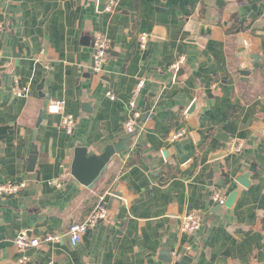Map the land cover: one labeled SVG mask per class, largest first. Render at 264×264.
<instances>
[{
    "label": "crops",
    "instance_id": "1",
    "mask_svg": "<svg viewBox=\"0 0 264 264\" xmlns=\"http://www.w3.org/2000/svg\"><path fill=\"white\" fill-rule=\"evenodd\" d=\"M98 2L0 0V184H25L0 196V264L22 256L28 264H174L184 255L191 264H264V0H118L112 13ZM98 32L110 47L97 73ZM176 62L185 67L178 79ZM53 101L58 114L47 111ZM132 111L140 115L127 133ZM65 114L75 119L70 133ZM134 133L93 188L70 179L76 146L99 154ZM232 140L240 151L228 150ZM252 165L242 187L234 178ZM66 173L61 186L50 184ZM116 183L125 198L110 193ZM234 190L230 208L214 209V192L226 199ZM100 199L105 218L76 246L66 236L25 251L14 244L20 231L65 234ZM195 211L202 226L186 233L181 217Z\"/></svg>",
    "mask_w": 264,
    "mask_h": 264
},
{
    "label": "built area",
    "instance_id": "2",
    "mask_svg": "<svg viewBox=\"0 0 264 264\" xmlns=\"http://www.w3.org/2000/svg\"><path fill=\"white\" fill-rule=\"evenodd\" d=\"M104 2L105 5L103 10L107 13H112L117 7L118 0H104ZM139 43H140L139 44L140 48H145L147 43V35L142 34L140 36ZM109 47H110L109 40L103 33L98 32L94 35L92 57H93V70L95 72L98 73L102 70L103 65L106 61V57L108 55ZM0 57H1V52H0ZM182 60L183 59H181V61L179 62H182ZM178 66L179 63L176 62L172 66V68L176 70ZM142 85H143V81H139L133 95L131 96L129 102L131 109H135L136 97ZM13 90L17 95H21L26 90V87H21L17 83H15ZM107 96L110 99H115V95L110 91H108ZM47 111L50 114L60 113L61 112L60 101H53L52 103H50L47 107ZM139 115L140 114L137 111L131 112L130 117L124 123V129L127 133L134 132L135 119L138 118ZM74 124H75V119L72 115L65 114L62 116L61 125L66 133H70L72 131ZM185 132L186 131L182 129L181 131L175 133L171 137L172 141L185 135ZM242 146L243 144L241 141L232 140L228 144V150L230 152H237L241 150ZM65 179H67V173L58 179H52L50 181V184L55 186H61L62 182H64ZM24 186L25 184L23 181L19 183L0 184V196L3 194L18 192ZM213 201L216 204L223 205L225 201V196L222 195L221 193L214 192ZM106 213L107 210L104 206L103 200L100 199L97 205L95 206V208L92 209V211L88 214V216L83 221L71 223L68 226L65 234H45L42 238L39 239L36 237H30L25 231H20L19 233H17V235L14 238V244L16 245L18 250L25 251L28 248L37 247L44 243H60L63 237L66 236L69 244L74 247L78 243H80L83 235L87 233V231L93 228L100 220L105 218ZM202 223H203L202 216L200 215V213L196 211L190 212L184 215L183 217H181V228L186 233H193L199 230L202 226ZM17 264H28V257L26 256L20 257Z\"/></svg>",
    "mask_w": 264,
    "mask_h": 264
},
{
    "label": "water",
    "instance_id": "3",
    "mask_svg": "<svg viewBox=\"0 0 264 264\" xmlns=\"http://www.w3.org/2000/svg\"><path fill=\"white\" fill-rule=\"evenodd\" d=\"M105 2L104 0H99L98 6L100 10L104 9ZM15 41V38H14ZM13 56L15 58H19V54L15 53L14 47H13ZM184 65H180L175 74V79H178L180 75L184 71ZM238 73L240 75L247 76L249 75V71L247 70H239ZM42 85H40L39 88H41ZM199 106V102L194 100L193 103L190 105L189 109L186 111L188 115L194 114V111L196 108ZM136 136V133L130 134L124 138L119 139L116 142L110 143L106 145L103 149V151L99 154L95 153H88V150L85 146L83 145H78L74 148L73 150V158L72 162L70 165V179H74L80 184L88 187V188H93L96 182L102 177V175L107 171V167L110 163V160L112 159L113 156L120 154L126 150H129L130 147L133 145V138ZM166 152L163 151V154L166 157ZM37 160V155H36V147L35 145L32 146L31 153L28 158V165H27V170L32 172L34 171L35 168V163ZM222 169H224L223 165H220ZM254 170V166L252 165L249 169L248 172L242 174V175H237L234 178V181L237 182L239 185L242 187H248L249 186V175L250 172ZM212 171L213 169L211 168L209 172L207 173V177L210 180V184H212ZM222 176H225V171L223 170ZM118 185L115 184V190H111V194L120 196L122 198H125L123 193L118 192ZM221 185L223 188H225V183L222 181ZM237 195V191H232L230 192L224 203L223 206L230 208L235 200V197ZM221 205L216 204L214 209L219 208ZM211 212H213V210ZM192 263V257L189 255H184L181 260L175 262L174 264H191Z\"/></svg>",
    "mask_w": 264,
    "mask_h": 264
}]
</instances>
